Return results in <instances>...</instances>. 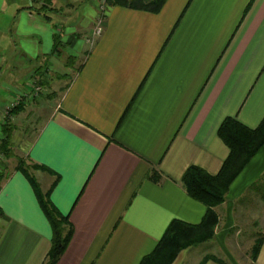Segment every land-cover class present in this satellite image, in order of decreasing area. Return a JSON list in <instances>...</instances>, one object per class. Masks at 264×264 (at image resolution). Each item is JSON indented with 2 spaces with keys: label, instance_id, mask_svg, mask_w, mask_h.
Instances as JSON below:
<instances>
[{
  "label": "crops",
  "instance_id": "0c3cea01",
  "mask_svg": "<svg viewBox=\"0 0 264 264\" xmlns=\"http://www.w3.org/2000/svg\"><path fill=\"white\" fill-rule=\"evenodd\" d=\"M98 1L0 0V126L27 163L52 170H28L43 192L59 175L50 199L73 234L55 264H138L172 219L198 223L206 207L184 170H219L223 118L255 128L264 116V0H166L157 13L109 4L90 44ZM47 75L68 81L17 138L28 81ZM3 160L0 264H42L51 226L27 175ZM263 170L264 145L216 207L211 243L227 240L236 200ZM252 264H264V239Z\"/></svg>",
  "mask_w": 264,
  "mask_h": 264
},
{
  "label": "trees",
  "instance_id": "16d2710c",
  "mask_svg": "<svg viewBox=\"0 0 264 264\" xmlns=\"http://www.w3.org/2000/svg\"><path fill=\"white\" fill-rule=\"evenodd\" d=\"M165 2L166 0H108L110 5H120L151 13L159 12ZM19 108L16 105L8 111V114L17 113ZM8 131L9 129L5 128V134L0 140V149L3 150V153L9 151L10 133ZM217 135L228 148V154L219 170L212 174L204 168L192 164L184 170L181 177V183L189 197L205 205L206 210L202 219L198 223L172 219L152 251L143 256L138 264H172L180 251L214 237L215 228L219 222L216 207L225 201L226 192L232 181L264 145V116L255 128L247 127L233 116H226L218 126ZM30 167L53 173L44 165L34 163ZM15 168L27 175L39 206L51 226V246L42 264H55L63 254L73 234L69 214H62L50 199L51 189L59 175L56 174L49 189L43 192L36 179L28 174L29 167L23 164L22 159H17ZM150 177L153 180L157 179V175L154 173ZM257 204H264V170L236 200L235 208L238 206L247 208L248 205L252 207V205ZM263 239L264 227L261 232H257L254 236L250 251L252 261L257 258ZM208 260L217 264H227L212 254L205 255L199 264H205Z\"/></svg>",
  "mask_w": 264,
  "mask_h": 264
},
{
  "label": "rangeland",
  "instance_id": "374dc122",
  "mask_svg": "<svg viewBox=\"0 0 264 264\" xmlns=\"http://www.w3.org/2000/svg\"><path fill=\"white\" fill-rule=\"evenodd\" d=\"M62 78V80H58L50 75L43 77L33 76L28 81L31 88L29 98L31 103L27 107L26 112L22 113V116H25V119L21 117L23 120L22 124L19 121L20 119H15L14 121L16 125L14 127L17 129L13 130V133L17 138L21 136L27 138L28 135H33L36 132L37 128L35 127L46 116L50 105L59 99L61 89L68 81V76ZM30 108H32L31 115H29ZM4 132L0 126V136H3ZM12 147L9 144V151L6 153H3V150L1 151L0 149L1 156L4 158L3 163H1L7 164L6 168H10L13 162L17 164L14 155L17 154L23 157V154L18 153L17 149ZM22 161L25 166L29 167L28 170L32 169L30 167L31 164L27 163L24 157ZM233 219L232 226L227 230L228 236L225 242H219V245H217L215 241L211 243L210 239L206 242L190 246L180 251L172 264H199L202 258L209 254L221 258L227 264H252L250 251L254 242V236L257 232H261L264 227V204L252 205V207L248 205L247 208L238 206L233 212Z\"/></svg>",
  "mask_w": 264,
  "mask_h": 264
},
{
  "label": "built area",
  "instance_id": "2783aa9c",
  "mask_svg": "<svg viewBox=\"0 0 264 264\" xmlns=\"http://www.w3.org/2000/svg\"><path fill=\"white\" fill-rule=\"evenodd\" d=\"M108 5V0L98 1L97 15L95 18L94 27L92 29V32L86 39L90 44H93V42L102 35Z\"/></svg>",
  "mask_w": 264,
  "mask_h": 264
}]
</instances>
